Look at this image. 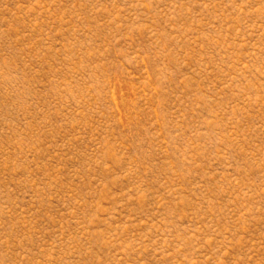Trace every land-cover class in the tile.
<instances>
[{"label": "rangeland", "instance_id": "rangeland-1", "mask_svg": "<svg viewBox=\"0 0 264 264\" xmlns=\"http://www.w3.org/2000/svg\"><path fill=\"white\" fill-rule=\"evenodd\" d=\"M0 264H264V0H0Z\"/></svg>", "mask_w": 264, "mask_h": 264}]
</instances>
